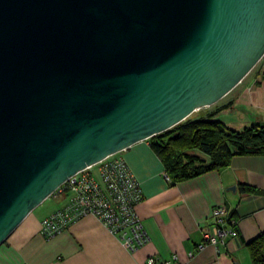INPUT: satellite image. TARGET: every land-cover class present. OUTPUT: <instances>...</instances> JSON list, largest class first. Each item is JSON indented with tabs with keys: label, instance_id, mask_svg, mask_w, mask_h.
<instances>
[{
	"label": "water",
	"instance_id": "1",
	"mask_svg": "<svg viewBox=\"0 0 264 264\" xmlns=\"http://www.w3.org/2000/svg\"><path fill=\"white\" fill-rule=\"evenodd\" d=\"M263 58L264 0H0V245L71 176L217 104Z\"/></svg>",
	"mask_w": 264,
	"mask_h": 264
},
{
	"label": "crops",
	"instance_id": "2",
	"mask_svg": "<svg viewBox=\"0 0 264 264\" xmlns=\"http://www.w3.org/2000/svg\"><path fill=\"white\" fill-rule=\"evenodd\" d=\"M225 99L233 110L219 118L227 125L264 124V74L244 79ZM240 110L247 115L238 114ZM121 155L141 185L143 198L137 213L150 238L146 245L128 251L91 215L51 238L44 237L41 221L62 207L64 198L45 214L35 209L27 216L0 245V264H143L152 255H176L181 264H252L248 242L264 232V155H236L227 167L176 184L166 178L150 139L133 144ZM242 185L253 191H243ZM220 206L234 214V230L222 247L207 244L198 250L204 234L213 229V211Z\"/></svg>",
	"mask_w": 264,
	"mask_h": 264
},
{
	"label": "built area",
	"instance_id": "3",
	"mask_svg": "<svg viewBox=\"0 0 264 264\" xmlns=\"http://www.w3.org/2000/svg\"><path fill=\"white\" fill-rule=\"evenodd\" d=\"M166 178L170 180L169 176ZM65 194L67 202L41 221V234L51 238L86 216L96 217L130 252H136L149 241V235L137 213V205L143 194L121 152L112 154L102 161L71 176L56 191ZM216 218L211 231L197 249L207 244L222 247L233 232L226 225L228 210L224 206L213 211ZM233 223H236L233 220ZM190 257L194 252L189 253ZM143 264H181L176 255L161 258L152 255Z\"/></svg>",
	"mask_w": 264,
	"mask_h": 264
},
{
	"label": "trees",
	"instance_id": "4",
	"mask_svg": "<svg viewBox=\"0 0 264 264\" xmlns=\"http://www.w3.org/2000/svg\"><path fill=\"white\" fill-rule=\"evenodd\" d=\"M261 63L262 67L257 73L264 74V58ZM217 113L213 112L200 118L189 117L173 128L150 138V143L161 158L171 184L227 167L236 155H264L263 123L256 121L243 127H232L218 118ZM241 189L252 190L244 185ZM233 217L234 214L230 213L227 223L234 230L236 223H233ZM248 247L252 264H264V232L249 241Z\"/></svg>",
	"mask_w": 264,
	"mask_h": 264
},
{
	"label": "rangeland",
	"instance_id": "5",
	"mask_svg": "<svg viewBox=\"0 0 264 264\" xmlns=\"http://www.w3.org/2000/svg\"><path fill=\"white\" fill-rule=\"evenodd\" d=\"M261 67H262V63L260 62L245 79H251L252 77H254L255 74L257 73V70ZM228 101L229 99H225V100L218 102L217 104H214L213 106L198 110L195 113H193V115H191L190 118L205 117L206 115L213 113V112H218L217 113L218 118L222 113H225L228 115V113H230V111L233 110L232 108H230L231 103ZM241 113L245 116L247 115L246 112H244L243 110H240V112H238V114H241ZM229 123L233 125V122H229ZM58 196L59 198H57ZM64 198H66L65 194L55 193L54 195L49 197L47 200H45L40 206H38V208H36V213L45 214L51 211V208H53L54 206L56 207L58 205H61L63 201L65 200Z\"/></svg>",
	"mask_w": 264,
	"mask_h": 264
}]
</instances>
